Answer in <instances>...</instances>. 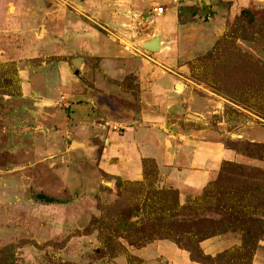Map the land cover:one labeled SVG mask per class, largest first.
<instances>
[{
	"label": "rangeland",
	"instance_id": "obj_1",
	"mask_svg": "<svg viewBox=\"0 0 264 264\" xmlns=\"http://www.w3.org/2000/svg\"><path fill=\"white\" fill-rule=\"evenodd\" d=\"M171 2L0 0V264H264V0Z\"/></svg>",
	"mask_w": 264,
	"mask_h": 264
},
{
	"label": "crops",
	"instance_id": "obj_2",
	"mask_svg": "<svg viewBox=\"0 0 264 264\" xmlns=\"http://www.w3.org/2000/svg\"><path fill=\"white\" fill-rule=\"evenodd\" d=\"M106 2H107V0H105ZM120 1H124V2H129L130 4H132V6H138V7H140V8H143V6H147V7H152V12H151V14H147L146 16H150V18L151 19H154V21H157V23L160 25V26H162V28H163V30H166L167 32H169V31H171V30H176V31H178V30H182L181 29V26L183 25V26H186V24H182L181 23V20H180V18H179V9H177V7L175 6V5H173L172 4V2H171V0H165L164 1V3L166 4V5H157L158 7L159 6H162L163 8H164V12L161 14V15H155L154 14V8L155 7H157V6H152L153 4H156V3H154L153 1L154 0H118V2H120ZM119 4V3H118ZM123 4H125V3H123ZM120 7L118 8L119 9V11L121 12V13H123V14H125L127 11H124V8H122L121 7V5H119ZM150 9V8H149ZM135 11H138V9L137 10H135ZM169 13L167 16H166V13ZM166 16V17H165ZM134 19V18H133ZM134 20H136V19H134ZM123 25H125V24H123ZM157 26V27H160V26ZM183 26H182V28H183ZM161 31V30H160ZM157 35H161V43H162V48L160 49V51L161 50H163V48H164V46H165V40H166V36H165V34L164 33H162V32H159ZM156 35V36H157ZM156 36H154V37H156ZM154 37H152V38H154ZM152 38H150V39H152ZM150 39H147V40H145L144 42H143V46H144V43L146 42V41H149ZM144 48H145V46H144ZM159 51V50H158ZM177 84V83H176ZM184 87V86H183ZM193 118L194 119H200L201 120V118H199V117H197V116H193Z\"/></svg>",
	"mask_w": 264,
	"mask_h": 264
},
{
	"label": "water",
	"instance_id": "obj_3",
	"mask_svg": "<svg viewBox=\"0 0 264 264\" xmlns=\"http://www.w3.org/2000/svg\"><path fill=\"white\" fill-rule=\"evenodd\" d=\"M161 38H162L161 35H157L156 37L150 39L149 41H146L144 43L145 48L147 50H150V51H158V50H160L162 48ZM176 87L178 89H183V85H181L180 83H177ZM237 136H240V135L238 134ZM72 147L73 148L79 147V148L84 149L85 151H89L90 150L89 145L86 142L80 141V140H74L72 142Z\"/></svg>",
	"mask_w": 264,
	"mask_h": 264
},
{
	"label": "trees",
	"instance_id": "obj_4",
	"mask_svg": "<svg viewBox=\"0 0 264 264\" xmlns=\"http://www.w3.org/2000/svg\"><path fill=\"white\" fill-rule=\"evenodd\" d=\"M237 4V3H236ZM40 198H42L43 200H45V201H54L55 200V198L54 197H49L48 195H44V194H41L40 196H39ZM200 232V231H199ZM207 235V234H206ZM205 235V236H206ZM209 236V235H208ZM193 239V237H191V239H187L186 240V244H187V248L188 249H193V250H195L194 249V246H193V243H192V240Z\"/></svg>",
	"mask_w": 264,
	"mask_h": 264
},
{
	"label": "built area",
	"instance_id": "obj_5",
	"mask_svg": "<svg viewBox=\"0 0 264 264\" xmlns=\"http://www.w3.org/2000/svg\"><path fill=\"white\" fill-rule=\"evenodd\" d=\"M153 11H154V14L158 16L164 12V8L162 6H159V7L157 6L154 8Z\"/></svg>",
	"mask_w": 264,
	"mask_h": 264
},
{
	"label": "bare ground",
	"instance_id": "obj_6",
	"mask_svg": "<svg viewBox=\"0 0 264 264\" xmlns=\"http://www.w3.org/2000/svg\"><path fill=\"white\" fill-rule=\"evenodd\" d=\"M181 84V83H180ZM181 85H183V84H181ZM184 86V85H183ZM184 88V87H183Z\"/></svg>",
	"mask_w": 264,
	"mask_h": 264
}]
</instances>
